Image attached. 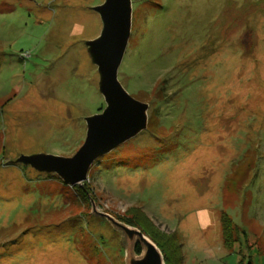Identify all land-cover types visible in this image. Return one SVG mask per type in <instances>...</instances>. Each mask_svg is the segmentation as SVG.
<instances>
[{
  "label": "rangeland",
  "instance_id": "rangeland-1",
  "mask_svg": "<svg viewBox=\"0 0 264 264\" xmlns=\"http://www.w3.org/2000/svg\"><path fill=\"white\" fill-rule=\"evenodd\" d=\"M103 1L0 0V264H126L92 201L174 234L179 264H264V0H132L118 78L148 125L93 162L92 201L18 161L72 156L106 106L88 45Z\"/></svg>",
  "mask_w": 264,
  "mask_h": 264
},
{
  "label": "water",
  "instance_id": "water-1",
  "mask_svg": "<svg viewBox=\"0 0 264 264\" xmlns=\"http://www.w3.org/2000/svg\"><path fill=\"white\" fill-rule=\"evenodd\" d=\"M95 10L103 26L100 34L88 45L101 73L100 89L106 106L101 112L87 117L85 140L72 156L31 154L18 158L38 170L55 172L71 185L82 186L98 157L135 137L148 125L149 104L133 97L118 78L131 34L132 0H104ZM91 211L105 216L121 232L126 264H167L161 248L139 227L99 211L94 201ZM138 245L140 252L136 250Z\"/></svg>",
  "mask_w": 264,
  "mask_h": 264
},
{
  "label": "trees",
  "instance_id": "trees-1",
  "mask_svg": "<svg viewBox=\"0 0 264 264\" xmlns=\"http://www.w3.org/2000/svg\"><path fill=\"white\" fill-rule=\"evenodd\" d=\"M85 182H84V186L82 189L84 190L86 197L92 199L90 192L88 191L87 186L85 185ZM120 220H122V221H124L130 225L137 226L136 225L137 223L135 222V220H132V219H130V220L120 219ZM231 222H232V220L230 219V216H227L226 213L222 212L221 223H222V229H223V237H224V241L228 247L231 246L230 234L232 233V235H233V230H234V226L232 227L233 223H231ZM141 225H144V227H142L143 228L142 230H144V232H146V234H147V232H150V234H147V235H150L156 241L158 246L161 248V250L165 256L166 263L167 264H179V260L181 259V256L178 253L179 252V244L176 243V236L174 234L171 235V234L160 233L159 231L156 230V228L155 229L152 228L148 231L145 223H142ZM136 250L138 252H140V250H141L140 245H138L136 247ZM249 264H251V263H249Z\"/></svg>",
  "mask_w": 264,
  "mask_h": 264
},
{
  "label": "bare ground",
  "instance_id": "bare-ground-1",
  "mask_svg": "<svg viewBox=\"0 0 264 264\" xmlns=\"http://www.w3.org/2000/svg\"><path fill=\"white\" fill-rule=\"evenodd\" d=\"M80 23H81V22H80ZM78 24H79V22H78ZM80 26H81L80 29H83V28H84L82 25L79 24V27H80ZM86 27H87V26H86ZM86 27H85L84 29H86ZM89 27H90V26H89ZM89 27H88V28H89ZM84 29H83V30H84ZM84 31H85V30H84ZM87 31H88V30H87Z\"/></svg>",
  "mask_w": 264,
  "mask_h": 264
}]
</instances>
